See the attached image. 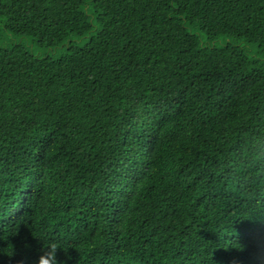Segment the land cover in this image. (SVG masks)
<instances>
[{
    "label": "trees",
    "instance_id": "16d2710c",
    "mask_svg": "<svg viewBox=\"0 0 264 264\" xmlns=\"http://www.w3.org/2000/svg\"><path fill=\"white\" fill-rule=\"evenodd\" d=\"M0 23L65 47L0 45V264L44 240L67 264H264V0H0Z\"/></svg>",
    "mask_w": 264,
    "mask_h": 264
},
{
    "label": "rangeland",
    "instance_id": "374dc122",
    "mask_svg": "<svg viewBox=\"0 0 264 264\" xmlns=\"http://www.w3.org/2000/svg\"><path fill=\"white\" fill-rule=\"evenodd\" d=\"M0 25H1V23H0ZM93 33H94V31H93ZM0 34H2V37L0 38V45L1 46L11 44L12 42H14L16 40H20L25 45L30 47L35 53L42 54V55L51 54L52 56H59L62 52L65 51L64 46H58V47H55L54 49L40 47V46H38L37 42L32 37L12 36L7 32L2 31L1 29H0ZM88 38H89V35H86V36L80 37V38L76 37L75 40L77 41L78 44H83ZM245 47L248 49V51L250 53L256 54V52H257L256 48L257 47L255 44L247 43V46H245Z\"/></svg>",
    "mask_w": 264,
    "mask_h": 264
},
{
    "label": "clouds",
    "instance_id": "9594fccd",
    "mask_svg": "<svg viewBox=\"0 0 264 264\" xmlns=\"http://www.w3.org/2000/svg\"><path fill=\"white\" fill-rule=\"evenodd\" d=\"M58 250H63L67 254V250L63 245L53 240H44L39 249L40 254L38 255L36 264H67L66 261L58 259Z\"/></svg>",
    "mask_w": 264,
    "mask_h": 264
}]
</instances>
